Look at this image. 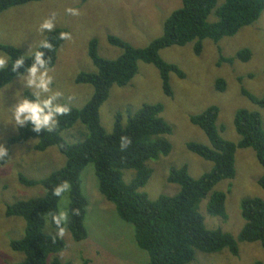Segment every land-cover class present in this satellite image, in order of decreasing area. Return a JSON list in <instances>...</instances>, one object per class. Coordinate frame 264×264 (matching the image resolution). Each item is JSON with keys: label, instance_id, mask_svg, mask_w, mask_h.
<instances>
[{"label": "rangeland", "instance_id": "1", "mask_svg": "<svg viewBox=\"0 0 264 264\" xmlns=\"http://www.w3.org/2000/svg\"><path fill=\"white\" fill-rule=\"evenodd\" d=\"M222 2L217 0V7ZM180 6L181 0H40L0 14V46H14L30 56L51 32L40 31V25L45 20H51L54 29L69 30L70 38L58 50L55 65L49 71L52 77L50 87L52 92L61 93L54 103L81 109L93 94L91 86L75 83L79 74L94 72L87 55L89 42L95 39L98 55L114 60L121 53L108 45V36L120 38L135 48H144L161 36L163 22ZM67 9H75L77 14L72 15ZM192 48L193 43H188L184 47H170L159 53L162 60L177 66L184 74L183 79L170 75L171 97L163 93L158 71L151 65L140 63L134 79L125 87H112L107 101L99 109L101 126L106 133H110L117 113L123 115L121 122L124 125L128 113L134 114L142 105L162 106L160 117L172 129L167 137L171 152L148 163L153 173L141 192L151 200L178 193L179 187L167 182L171 169L186 166L194 179L212 169L211 163L186 149L188 143L210 146L202 131L190 123L191 116L216 106L219 109L216 130L221 138L234 144L240 141L234 128V116L238 110L258 112L264 126V109L252 105L240 93L243 88L257 98L264 97V12L255 23L241 29L233 37L222 38L217 45L209 39L204 40L199 56L194 55ZM242 49L252 53L247 63L234 61L218 66L220 57L234 58ZM0 53L3 52L0 50ZM22 76H27V72ZM217 79L226 83L223 93L214 89ZM6 86L0 89V145L4 147L18 130L10 123L11 106L17 102L13 99L14 93L19 90L23 98L26 92H35L25 86L21 76ZM47 95L42 94L41 99L47 98ZM85 134V127L77 122L71 129L62 132L61 137L67 143L76 144L83 141ZM36 143L37 140L31 139L24 144L13 145L8 162L0 166V264H17L24 258L21 253L13 252L9 245L24 236L25 223L20 218L5 217V207L44 194L41 187L21 186L18 175L42 180L66 163L56 147L38 152L33 149ZM262 174L254 152L237 149L234 178L218 183L212 190L225 194L226 218H213L207 214L210 193L198 207L205 226L237 238L244 223L240 202L248 198L264 202V190L257 184ZM133 177L134 171L123 172L122 179L126 183ZM80 181L82 194L88 201L84 220L88 237L81 242L73 241L66 222L65 233L60 237L66 249L57 255L60 261L71 264H146L148 255L136 246L132 226L121 221L114 206L100 195L92 165L83 169ZM67 207L66 193L59 202L58 211L67 212ZM44 232L54 234L48 225ZM191 264H264V248L257 242L238 243L237 257L227 250L211 254L195 252Z\"/></svg>", "mask_w": 264, "mask_h": 264}, {"label": "trees", "instance_id": "2", "mask_svg": "<svg viewBox=\"0 0 264 264\" xmlns=\"http://www.w3.org/2000/svg\"><path fill=\"white\" fill-rule=\"evenodd\" d=\"M40 0H0V14L16 7ZM264 12V0H223L217 7V0H181L180 8L173 11L163 22L162 34L144 48H135L114 36L107 37V43L120 51L114 60L98 55L97 41L88 44L87 55L94 72L81 73L75 79L78 85L91 86L93 94L81 109L70 105L67 115L58 117V125L52 131L34 132L31 126L18 128L17 134L7 140L8 157L0 160V166L6 164L11 156V147L24 144L31 139L37 140L33 149L38 152L56 147L65 158V165L42 180H31L19 174L18 183L26 188L41 187L44 194L27 200H19L5 207V217L20 218L25 223L24 236L11 241L10 249L21 253L23 261L17 264H71L61 262L57 257L66 249L62 238L56 235L51 223V213H58V205L64 194L68 196L66 228L73 241L87 239L84 226L88 201L81 191L80 175L83 169L92 165L97 179L100 195L114 208L118 218L132 226L136 246L148 255L146 264H191L195 252L206 254L227 250L233 257L238 255V243H259L264 248V202L258 198L243 199L240 202V215L243 227L234 238L219 229H208L204 218L199 214L200 202L208 194L207 214L213 218H226L225 194L213 191L220 182L232 180L235 176V153L237 149H250L263 170L257 184L264 190V126L258 112L238 110L234 116V128L240 141L236 144L221 138L216 130L219 109L210 106L198 115L191 116L190 123L197 127L207 138L210 146L188 143L186 149L200 159L212 164V169L194 179L188 168L182 166L169 171L167 182L179 187L174 196H158L151 200L141 192L149 181L153 171L148 163L171 152L167 137L171 127L160 117L162 106L144 104L134 114L128 113L122 124L123 115L114 117L112 131L106 133L101 126L99 109L107 101L112 87H125L138 74L139 64L153 66L159 73L163 93L171 97L170 75L180 79L183 72L175 65L160 58V51L170 47H184L193 43V53L199 56L203 41L214 44L222 38L233 37L241 29L255 23ZM212 18V20H211ZM61 33L70 34L66 28H57L49 32L44 40L52 44L51 49L38 47L43 51L42 59L52 69L57 52L66 39H60ZM43 40V41H44ZM0 50L11 57L3 72H0V89L15 78L24 75L34 63L32 55L26 56L23 66L11 71V63L24 55L14 46H0ZM252 53L242 49L234 58L220 57V64H232L234 61L247 63ZM214 89L223 93L226 83L217 79ZM241 95L252 105L264 109V97L257 98L245 89ZM24 97L33 98L26 92ZM83 125L87 131L83 141L70 144L63 140L61 133L73 127L75 123ZM127 140L126 146L124 141ZM134 171V177L124 182V171ZM67 182L69 190L61 197L54 196V189ZM48 223L46 224L45 218ZM46 225L54 234H46Z\"/></svg>", "mask_w": 264, "mask_h": 264}, {"label": "clouds", "instance_id": "3", "mask_svg": "<svg viewBox=\"0 0 264 264\" xmlns=\"http://www.w3.org/2000/svg\"><path fill=\"white\" fill-rule=\"evenodd\" d=\"M67 11L76 15L75 9H67ZM54 24L51 20H45L40 25V31L44 32L52 31ZM68 33H61L60 39H69ZM40 48L51 49L52 44L47 40L41 41ZM44 56L43 51H35L32 53V59L34 63L27 69V76H21L24 80L25 86L29 89H34L33 98L27 97L21 98V93L17 90L13 99L17 102L11 106V125L13 128H21L26 124L31 126V129L39 133L42 130L52 132L58 125V117L67 115L70 112V108L67 105L54 103L60 96V92H52L51 84L52 77L49 75L50 69L47 67V61L42 59ZM26 55H20L17 59L11 63V71L16 72V69L23 66ZM11 57L5 53H0V72H3L8 66ZM7 88V86H5ZM42 94H48L47 98L41 99ZM127 140L124 141L123 146H126ZM8 157V149L3 145H0V160ZM70 185L64 182L58 185L54 189V196L61 197L64 192L69 190ZM51 223L49 226L53 227L56 235L52 237L53 241L58 237H62L65 233V227L68 220V214L66 211L60 210L58 213H51ZM46 224L48 223L47 217L45 218Z\"/></svg>", "mask_w": 264, "mask_h": 264}]
</instances>
